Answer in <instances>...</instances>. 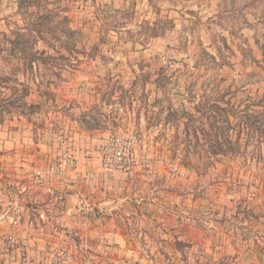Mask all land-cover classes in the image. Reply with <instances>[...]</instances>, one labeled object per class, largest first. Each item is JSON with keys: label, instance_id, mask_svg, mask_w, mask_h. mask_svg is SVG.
Returning a JSON list of instances; mask_svg holds the SVG:
<instances>
[{"label": "rangeland", "instance_id": "rangeland-1", "mask_svg": "<svg viewBox=\"0 0 264 264\" xmlns=\"http://www.w3.org/2000/svg\"><path fill=\"white\" fill-rule=\"evenodd\" d=\"M56 120L136 136L143 264H264V0H0V127Z\"/></svg>", "mask_w": 264, "mask_h": 264}, {"label": "crops", "instance_id": "crops-1", "mask_svg": "<svg viewBox=\"0 0 264 264\" xmlns=\"http://www.w3.org/2000/svg\"><path fill=\"white\" fill-rule=\"evenodd\" d=\"M23 128L0 127V264H50L60 253L64 264H143L152 195L132 187L146 176L106 171L100 136L78 122ZM66 151L76 166L49 176Z\"/></svg>", "mask_w": 264, "mask_h": 264}, {"label": "built area", "instance_id": "built-area-1", "mask_svg": "<svg viewBox=\"0 0 264 264\" xmlns=\"http://www.w3.org/2000/svg\"><path fill=\"white\" fill-rule=\"evenodd\" d=\"M138 140L132 133L116 132L111 133L103 138L99 145V154L102 167L108 172L128 173L136 170L140 166L137 153ZM146 154V150L143 152ZM142 166L145 167L147 173H151L148 159L142 157ZM76 166L74 155L71 152H64L58 158L56 165L48 170L49 176H59L67 170L73 169ZM172 175L176 178H186V173L178 167L174 166ZM38 180H43L42 172L36 174ZM66 255L60 253L54 258L50 264H64Z\"/></svg>", "mask_w": 264, "mask_h": 264}, {"label": "trees", "instance_id": "trees-1", "mask_svg": "<svg viewBox=\"0 0 264 264\" xmlns=\"http://www.w3.org/2000/svg\"><path fill=\"white\" fill-rule=\"evenodd\" d=\"M116 12L118 13L119 11H116ZM65 20L68 21L67 18H65ZM29 61H30V62H33L32 57H31V59H30Z\"/></svg>", "mask_w": 264, "mask_h": 264}]
</instances>
